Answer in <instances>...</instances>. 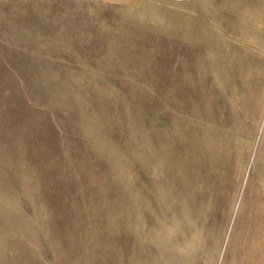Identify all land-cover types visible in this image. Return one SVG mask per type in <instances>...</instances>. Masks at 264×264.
I'll list each match as a JSON object with an SVG mask.
<instances>
[{"label": "rangeland", "instance_id": "1", "mask_svg": "<svg viewBox=\"0 0 264 264\" xmlns=\"http://www.w3.org/2000/svg\"><path fill=\"white\" fill-rule=\"evenodd\" d=\"M0 264H264V0H0Z\"/></svg>", "mask_w": 264, "mask_h": 264}]
</instances>
